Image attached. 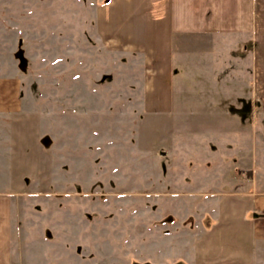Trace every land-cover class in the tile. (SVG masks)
I'll list each match as a JSON object with an SVG mask.
<instances>
[{
  "label": "rangeland",
  "instance_id": "rangeland-1",
  "mask_svg": "<svg viewBox=\"0 0 264 264\" xmlns=\"http://www.w3.org/2000/svg\"><path fill=\"white\" fill-rule=\"evenodd\" d=\"M115 1L0 0V264H264V93L143 92Z\"/></svg>",
  "mask_w": 264,
  "mask_h": 264
},
{
  "label": "crops",
  "instance_id": "crops-1",
  "mask_svg": "<svg viewBox=\"0 0 264 264\" xmlns=\"http://www.w3.org/2000/svg\"><path fill=\"white\" fill-rule=\"evenodd\" d=\"M121 8L122 15L129 14L122 32L104 29L107 23L95 22L96 27L101 38L114 36L122 43L133 61L145 59L143 92L165 91L171 74L174 86L181 71L183 77H202L197 90L210 87L205 92L221 91L229 100L231 92L264 93V0H122ZM138 15L148 24L145 43L135 41ZM0 85V95H9L0 99V116L6 117L12 112V88ZM260 197L255 201L264 200Z\"/></svg>",
  "mask_w": 264,
  "mask_h": 264
}]
</instances>
